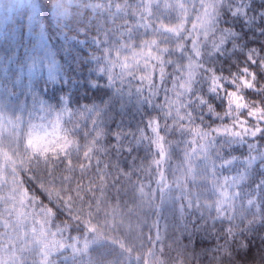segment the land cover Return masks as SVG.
<instances>
[{
    "label": "trees",
    "instance_id": "obj_1",
    "mask_svg": "<svg viewBox=\"0 0 264 264\" xmlns=\"http://www.w3.org/2000/svg\"><path fill=\"white\" fill-rule=\"evenodd\" d=\"M0 264H264V0H0Z\"/></svg>",
    "mask_w": 264,
    "mask_h": 264
},
{
    "label": "rangeland",
    "instance_id": "obj_2",
    "mask_svg": "<svg viewBox=\"0 0 264 264\" xmlns=\"http://www.w3.org/2000/svg\"><path fill=\"white\" fill-rule=\"evenodd\" d=\"M229 35L225 34L222 35L220 37V43H219V47L223 46L227 43V41L229 40ZM213 89H217L218 87L221 86L220 83V78H215L213 79ZM246 103L243 100V97L238 95L237 93H231L230 95V107H229V114L231 116H236L238 113L242 112L245 108Z\"/></svg>",
    "mask_w": 264,
    "mask_h": 264
},
{
    "label": "clouds",
    "instance_id": "obj_3",
    "mask_svg": "<svg viewBox=\"0 0 264 264\" xmlns=\"http://www.w3.org/2000/svg\"><path fill=\"white\" fill-rule=\"evenodd\" d=\"M54 0H40L41 11L47 9L48 17L51 18Z\"/></svg>",
    "mask_w": 264,
    "mask_h": 264
}]
</instances>
